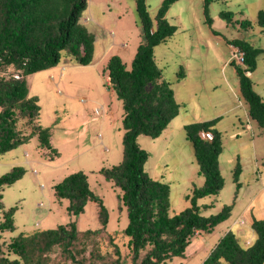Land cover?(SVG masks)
Wrapping results in <instances>:
<instances>
[{
	"label": "rangeland",
	"instance_id": "rangeland-1",
	"mask_svg": "<svg viewBox=\"0 0 264 264\" xmlns=\"http://www.w3.org/2000/svg\"><path fill=\"white\" fill-rule=\"evenodd\" d=\"M162 1L146 0L152 16ZM262 8L264 0H210L206 14L204 0H177L167 12L168 20L177 30L157 45L154 53L158 66L174 88L182 115L159 137L139 135L138 143L149 152L145 170L150 177L170 185V215L190 206L189 195L194 186L204 184L205 178L199 173L184 126L195 120L218 117L216 126L223 135L220 169L225 185L219 193L200 198L198 205L203 215L215 214L226 204L233 205L232 216L212 232L197 233L186 248L185 256H175L167 264H201L230 229L245 245L251 235L249 226L253 217L264 218V190L261 188L264 152L259 150L264 147V137L259 140L264 129L251 120L253 128L261 132L253 142L246 118L247 104L239 90L235 67L229 61L237 49L228 43V39L245 38L264 49V31L256 23L257 13ZM228 10L234 13L231 23L220 16L221 11ZM245 19L252 22L250 27L240 25ZM81 23L95 36L92 62L79 64L73 55L64 51L58 64L27 77L29 92L38 97L41 107L39 122L50 127L51 149L58 155L50 159L51 150L40 149L37 136L25 145L0 153V175L14 166L26 169L22 178L2 190L4 207L17 206L16 229L0 236L5 250L20 232L32 233L71 221H75L80 230L100 227L96 201L89 200L84 212L71 215L67 209L69 201L59 200L54 194V185L75 171L88 175L91 189L108 208L107 229L121 230L128 224L127 206L121 200L123 191L99 171L123 158L124 108L105 68L109 58L116 54L131 68L143 40L136 2L87 0ZM13 72L14 68L10 67L0 72V76ZM251 73L254 89L264 97V53L258 57ZM235 218H239V224H233ZM118 241L126 255L128 239L121 236ZM10 256L16 255L10 253Z\"/></svg>",
	"mask_w": 264,
	"mask_h": 264
},
{
	"label": "trees",
	"instance_id": "trees-1",
	"mask_svg": "<svg viewBox=\"0 0 264 264\" xmlns=\"http://www.w3.org/2000/svg\"><path fill=\"white\" fill-rule=\"evenodd\" d=\"M176 1L163 0L152 16L146 0H135L143 40L131 68L117 54L109 58L105 68L112 89L123 103L124 151L119 163L99 172L123 191L127 226L115 231L107 229L108 208L91 189L88 175L75 171L54 185V194L59 200L69 201L71 215L84 212L89 200L96 201L100 227L80 230L71 221L32 233L20 232L8 243L7 250L0 244V264H167L175 256H185L197 233L212 232L232 216V204L211 215H203L198 205L200 198L219 193L225 185L220 169L223 135L216 126L218 117L184 126L199 173L205 178L204 184L194 186L189 195L190 206L170 215V185L150 177L145 170L149 152L138 143L139 135L161 136L181 110L154 53L155 47L177 30L167 18ZM209 1L204 0L206 14ZM86 7L87 0H0V72L14 68L13 73L0 76V153L25 145L37 136L38 147L51 150L50 159L58 155L51 149L50 127L39 122L41 107L38 97L29 92L27 77L58 64L64 51L79 64L92 62L95 36L81 23ZM220 16L231 23L234 13L221 11ZM256 23L264 31V8L258 11ZM241 24L250 27L252 22L245 19ZM228 43L238 47L240 54V61L233 55L229 61L235 67L249 117L264 129V97L254 89L251 75L247 74L254 71L264 49L245 38L228 39ZM205 131L211 132L213 138H203ZM25 172L24 166H14L0 175V236L16 229L17 209L4 207L2 190ZM249 227L251 242L244 245L230 229L201 264H264V218L253 217ZM121 236L128 239L126 255L118 241Z\"/></svg>",
	"mask_w": 264,
	"mask_h": 264
},
{
	"label": "crops",
	"instance_id": "crops-1",
	"mask_svg": "<svg viewBox=\"0 0 264 264\" xmlns=\"http://www.w3.org/2000/svg\"><path fill=\"white\" fill-rule=\"evenodd\" d=\"M230 40V39H229ZM230 59V58H229ZM248 74L249 75H252V73L251 72H248ZM240 90V89H239ZM176 94V93H175ZM262 95V94H261ZM179 102V101H178ZM179 115H182L181 113H179L177 116H179ZM176 116V117H177ZM176 117L171 121V123L176 119ZM181 118H182V116H181ZM184 118V117H183ZM196 118V117H195ZM246 118L248 119V124H250L249 126L251 127V130H252V138H253V142H254V139H256V135H261V132H260V130H258V129H254L253 128V124L251 123V118L249 117V114H248V111H247V108H246ZM195 121H197V120H195ZM199 121H202L201 119L199 120ZM170 123V124H171ZM169 124V125H170ZM171 131H173V129H171ZM246 133L249 135V133H248V130H246ZM263 137H264V135L259 139V140H262L263 139ZM263 142V141H262ZM263 149V151H261ZM254 150H255V148H254ZM259 150L261 151V152H264V147L263 148H259ZM257 159V158H256ZM262 188V190H264V185L261 187ZM247 208H248V206H247ZM248 209H246L245 211H247ZM245 214V213H244ZM243 214V215H244ZM239 218H241V217H239ZM239 218H235V220L233 221V224H239V222H240V220H239ZM242 221V220H241ZM230 227H231V225H230ZM230 227H228V228H230ZM253 240V236L251 235L250 237H248L247 239H246V243H248V242H251Z\"/></svg>",
	"mask_w": 264,
	"mask_h": 264
},
{
	"label": "built area",
	"instance_id": "built-area-1",
	"mask_svg": "<svg viewBox=\"0 0 264 264\" xmlns=\"http://www.w3.org/2000/svg\"><path fill=\"white\" fill-rule=\"evenodd\" d=\"M236 52L233 54L234 57L238 58V60L240 59V54L238 52V48H236ZM241 60V59H240ZM202 137L205 138V139H212L213 138V134L209 131H205V132H202Z\"/></svg>",
	"mask_w": 264,
	"mask_h": 264
},
{
	"label": "clouds",
	"instance_id": "clouds-1",
	"mask_svg": "<svg viewBox=\"0 0 264 264\" xmlns=\"http://www.w3.org/2000/svg\"><path fill=\"white\" fill-rule=\"evenodd\" d=\"M230 46H232V47H233V45H232V44H230ZM233 48H235V49H236V48H238V47H235V46H234Z\"/></svg>",
	"mask_w": 264,
	"mask_h": 264
}]
</instances>
